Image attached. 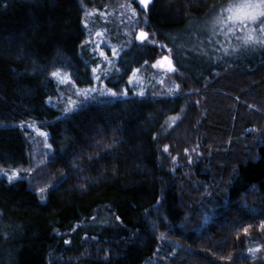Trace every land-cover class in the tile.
Masks as SVG:
<instances>
[{
  "label": "trees",
  "instance_id": "16d2710c",
  "mask_svg": "<svg viewBox=\"0 0 264 264\" xmlns=\"http://www.w3.org/2000/svg\"><path fill=\"white\" fill-rule=\"evenodd\" d=\"M119 1L0 0V167L32 162L20 124L45 131L48 145L41 179L40 168L31 182L0 179V264H143L159 247L165 264H252L243 247L251 241L264 264V47L245 58L225 43L222 60L207 54L205 66L193 64L184 37L235 0L141 7L137 27L168 49L167 93L129 87L162 54L131 37L104 80L106 98L66 111L51 104L59 72L76 88L91 85L83 16ZM186 151L203 157L194 154L182 177L171 160L184 164Z\"/></svg>",
  "mask_w": 264,
  "mask_h": 264
},
{
  "label": "rangeland",
  "instance_id": "374dc122",
  "mask_svg": "<svg viewBox=\"0 0 264 264\" xmlns=\"http://www.w3.org/2000/svg\"><path fill=\"white\" fill-rule=\"evenodd\" d=\"M245 2L260 3L261 0H235L228 5L213 9L212 13L208 16L206 15L195 20L186 28L184 37L188 42L192 43V50L195 55L193 64L201 63L207 66V54L212 55V62L214 64L220 62L225 56V52L221 51L225 47V43L226 47L230 48L227 49L228 51L245 58L251 57L256 50L264 47V43L258 42L264 41V32L259 30V20L256 23L249 24L248 27H244L240 24L233 25L225 19L229 15L225 11L226 9ZM119 3L120 5L117 4L112 9L102 12L96 13L91 10L85 12L82 23L84 40L81 43L80 52L84 63L90 69L92 83L85 88H76L71 85L67 74L62 72L56 74L55 81L58 86V93L50 102L53 106L60 107L61 111H66L73 106L80 105L82 101L84 103L87 100H103L106 98V95H109L104 89V80L110 74L116 72V57L120 53V50L129 44L131 37L137 42L158 45L162 49L160 57L149 64L143 65L128 78V84L133 93L141 96L152 90H156L158 93L161 91L164 93L168 92L167 89L170 88L168 77L174 72L172 64H169L168 49L157 43L154 35L145 31L143 26L137 27L138 13L144 14L139 2L136 0H120ZM260 20H264V17H261ZM249 32L253 36V42L245 43L244 38ZM142 33L144 34L143 36L141 35ZM231 35L236 36L235 42L228 41ZM209 36H213V43L211 44H207V37ZM191 38H193L192 41H189ZM232 47L233 49H231ZM20 128L24 130L29 141L28 152L32 162L24 170H10L0 167V179L13 181L23 177L26 179L30 178L27 180L31 182V175L34 174L35 169L44 166V154L48 148L46 142L47 134L45 131L37 129L32 123L20 124ZM256 141V138L249 139V142L255 143ZM249 142L246 143L249 144ZM190 153L186 151L185 155L187 156L184 157V164L177 163L178 161L174 158L171 160L176 168L181 167L178 176L183 177L186 175L188 171L185 174L184 170L189 167L191 168L196 162L193 160L194 154L203 157V153L198 151L197 153ZM44 174L45 168H40L34 180L41 179V176ZM204 177H207V175L196 176V178H202V180ZM196 185L198 186L199 184L197 183ZM205 196H207V192L201 194L202 198ZM198 201L200 202V200ZM207 219L208 216L206 214L201 221L202 224ZM243 247L246 254L252 259V264H257V255L263 254V247L254 241L245 243ZM169 256V251L159 247L156 255L151 260L145 261V263L165 264Z\"/></svg>",
  "mask_w": 264,
  "mask_h": 264
},
{
  "label": "snow or ice",
  "instance_id": "6c2138e0",
  "mask_svg": "<svg viewBox=\"0 0 264 264\" xmlns=\"http://www.w3.org/2000/svg\"><path fill=\"white\" fill-rule=\"evenodd\" d=\"M145 2H147V0H145ZM225 11L229 13L225 19L233 25L240 24L244 27H248L249 24L256 23L259 20V30L264 32V20H260L261 17H264V0H261L260 3H240L226 9ZM141 35L143 36L144 34L142 33ZM244 42H253V36L251 35V32H249V34L244 38ZM258 42L264 43V41ZM169 64H171L170 61Z\"/></svg>",
  "mask_w": 264,
  "mask_h": 264
},
{
  "label": "water",
  "instance_id": "95a60500",
  "mask_svg": "<svg viewBox=\"0 0 264 264\" xmlns=\"http://www.w3.org/2000/svg\"><path fill=\"white\" fill-rule=\"evenodd\" d=\"M151 0H147V2H145V0H137V2L140 3V7L145 8Z\"/></svg>",
  "mask_w": 264,
  "mask_h": 264
},
{
  "label": "bare ground",
  "instance_id": "6f19581e",
  "mask_svg": "<svg viewBox=\"0 0 264 264\" xmlns=\"http://www.w3.org/2000/svg\"><path fill=\"white\" fill-rule=\"evenodd\" d=\"M158 255V254H157ZM145 263V262H144ZM146 264V263H145Z\"/></svg>",
  "mask_w": 264,
  "mask_h": 264
}]
</instances>
